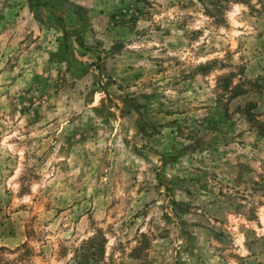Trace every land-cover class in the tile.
<instances>
[{"label":"rangeland","instance_id":"1","mask_svg":"<svg viewBox=\"0 0 264 264\" xmlns=\"http://www.w3.org/2000/svg\"><path fill=\"white\" fill-rule=\"evenodd\" d=\"M0 264H264V0H0Z\"/></svg>","mask_w":264,"mask_h":264},{"label":"trees","instance_id":"2","mask_svg":"<svg viewBox=\"0 0 264 264\" xmlns=\"http://www.w3.org/2000/svg\"><path fill=\"white\" fill-rule=\"evenodd\" d=\"M67 5L72 9V11L74 12V14L80 19L82 20L84 18V13H83V9L77 5H73V4H69L67 3ZM93 246L91 248L92 249V253L91 255L95 257L98 256V248L95 246V244H92Z\"/></svg>","mask_w":264,"mask_h":264}]
</instances>
